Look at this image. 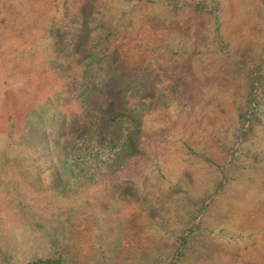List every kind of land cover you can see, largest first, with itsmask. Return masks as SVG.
<instances>
[{
	"label": "rangeland",
	"instance_id": "obj_1",
	"mask_svg": "<svg viewBox=\"0 0 264 264\" xmlns=\"http://www.w3.org/2000/svg\"><path fill=\"white\" fill-rule=\"evenodd\" d=\"M81 29L149 76L143 153L117 171L109 152L97 171L67 165L97 184L66 198L0 161V264L53 252L74 264H264V0H0V141L8 116L20 122L59 88L49 62ZM126 182L137 199L116 198ZM120 228V246L101 251ZM137 247L157 253L135 259Z\"/></svg>",
	"mask_w": 264,
	"mask_h": 264
},
{
	"label": "trees",
	"instance_id": "obj_2",
	"mask_svg": "<svg viewBox=\"0 0 264 264\" xmlns=\"http://www.w3.org/2000/svg\"><path fill=\"white\" fill-rule=\"evenodd\" d=\"M90 4L81 8V18L92 13L89 12ZM195 9L203 8L196 5ZM88 37L86 30H79L76 37L69 41L71 53L64 60L61 59L62 63L58 60L49 62L61 66L59 73L55 71L59 77V88L39 104L28 107L20 122L11 116L6 118L7 130L1 140L3 142L0 141L3 144L0 161L2 165L14 166L16 171L24 172L25 176L33 179L40 195L48 191L54 197L66 198L80 193V182L89 184L87 187L97 184V175L91 171L64 172L71 163H83L95 167L94 171H97L99 167L106 166L107 161L101 155L109 152L111 156L108 160L117 171L130 158L143 153L148 114L144 98L148 97L151 89L147 84L149 76L141 74V71H126L112 54L107 53V49L99 50V41H89ZM63 38L60 35L54 37L56 54L67 46L62 43ZM93 39L96 40L95 37ZM249 101L252 100L249 98ZM112 124L117 126L118 135L113 145L106 143L108 128ZM76 153L78 158H75ZM198 155L205 163L215 165L209 158ZM45 173L50 182L42 187L41 176ZM66 175L69 179L63 180ZM70 179L77 181L70 183ZM222 182L221 179L218 187ZM130 185L126 182L118 187L116 198L122 201L129 196L137 199ZM124 231L123 228L110 230L107 236L111 240H101L100 250L112 251L119 247ZM187 237L181 236L182 246ZM177 251L178 254L182 252L180 248ZM132 252L135 259L151 254L154 257L157 253L144 247L134 248ZM27 264L74 263L66 262L60 253L53 252L48 257L36 258Z\"/></svg>",
	"mask_w": 264,
	"mask_h": 264
}]
</instances>
